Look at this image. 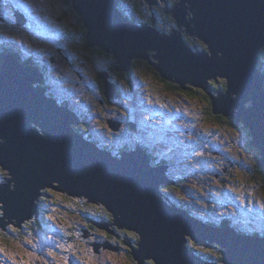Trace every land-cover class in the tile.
Returning <instances> with one entry per match:
<instances>
[{
	"label": "water",
	"instance_id": "1",
	"mask_svg": "<svg viewBox=\"0 0 264 264\" xmlns=\"http://www.w3.org/2000/svg\"><path fill=\"white\" fill-rule=\"evenodd\" d=\"M147 2L157 4V0ZM186 3L194 17L191 22L186 19ZM72 5L86 27L88 45L112 53L118 71L130 72L134 60L151 62L149 53L155 51L156 62L151 64L164 80L183 89L208 90L214 114L231 116L237 130L252 138L250 144L258 149V164L264 171V79L258 68L264 48V0H182L174 18L179 26L186 25L189 34H198L209 52L193 49L177 30L162 32L155 16L152 23L141 25L116 0H72ZM17 16L18 24L25 25L24 14ZM224 78L227 92L210 89V80ZM103 79L108 101L119 98V88L107 73ZM45 82L40 69L16 54L2 56L0 166L9 169L12 184L0 186V227L6 230L13 223L22 228L39 217L42 190L53 188L103 204L114 222H94L97 228L109 234L116 233L110 226L138 233L139 250L129 245L140 264L146 259L156 264H215L189 249L187 236L209 245L218 243L225 249L226 264H264L263 236L212 226L168 203L161 187L176 183L167 174L168 165L152 166L142 147L121 157L99 148L75 128L80 123L77 116L47 95ZM100 247L112 246L95 244V252Z\"/></svg>",
	"mask_w": 264,
	"mask_h": 264
},
{
	"label": "rangeland",
	"instance_id": "2",
	"mask_svg": "<svg viewBox=\"0 0 264 264\" xmlns=\"http://www.w3.org/2000/svg\"><path fill=\"white\" fill-rule=\"evenodd\" d=\"M157 2L162 3L163 0ZM180 2L182 0L177 3ZM144 3L146 6H156V3L150 5L147 0ZM70 4L64 0H0V59L14 50L19 59L29 57L42 63L41 66L46 65L50 82L57 84L55 92L59 90V97L72 101L75 106L84 109L82 112L91 113L95 124L104 132L108 131L112 140L120 137L119 141L123 144L134 138V132H137L142 139H146H143L146 142L143 147L152 155L172 158L170 164L177 169L183 182L173 188H164L163 185L161 189L173 199L183 196L185 204L191 206L194 214L199 210L207 218L222 214L225 215L224 219L235 216L237 228L264 236V179L255 165L256 157L248 141L251 138H245V130H237L236 126L230 127L226 122L213 120L206 112V108H209L207 99L211 100L208 90L206 95L201 94L192 100L169 88L166 83H176L164 80L156 72L155 66L153 70L146 67L142 63L144 58L137 61L127 77L118 79L119 83L116 80L113 82L118 88L121 86L125 99L102 108L97 79L99 72L106 69V57L97 52L93 55L86 49L79 33L80 19L75 12H71ZM18 13L26 17L25 25L18 26ZM27 17L30 20L28 24ZM186 19L190 21L187 13ZM182 28L184 26H178V31ZM88 47L101 49L113 56L97 46ZM32 52L37 54L33 55ZM149 54L151 62H156L153 57L155 51ZM44 58L46 60L42 62ZM105 73L110 78L109 72ZM213 95L219 96L218 93ZM110 121L118 128L113 129ZM0 169V186H3L9 183L7 176L10 174L1 166ZM51 190L57 201H50L44 210L48 213L44 216L49 223H46L44 230H29L28 235L12 237L9 227L17 224L8 223L6 230L0 227V264H140L132 256L133 249L129 245L140 241L138 233L110 226L118 234H109L93 223L100 224V219L104 221L106 213L113 215L103 204L82 203L80 197H71L53 188ZM42 191L44 194L45 190ZM193 193L195 198L188 199L187 195ZM230 197L234 199L231 200L233 203L228 202ZM165 200L174 205L171 199ZM65 208L68 212L61 214L66 216V221H63L59 213L66 211ZM232 210L233 215L227 216L226 213L230 214ZM88 217H95L96 220L91 222ZM88 222L90 226L86 227ZM85 230H88L87 233ZM1 232L7 235L1 237ZM127 232L131 235H127ZM98 243H110L112 247H100L97 253L95 244ZM135 247L139 250L137 245ZM199 247L202 249L203 245ZM220 248L224 249L222 246ZM216 251L219 252V249ZM150 260L146 259L145 264Z\"/></svg>",
	"mask_w": 264,
	"mask_h": 264
},
{
	"label": "trees",
	"instance_id": "3",
	"mask_svg": "<svg viewBox=\"0 0 264 264\" xmlns=\"http://www.w3.org/2000/svg\"><path fill=\"white\" fill-rule=\"evenodd\" d=\"M71 3L69 5V9L71 10V12H75L74 9H73V5H72V0H64L65 3ZM118 1L119 3V0H116ZM128 2H126V7H124L123 3H119V8H121L123 10V12L130 18L137 20V17H141L143 18V16L141 15L140 13V6L142 5V0H127ZM128 4V5H127ZM137 15H135V14ZM77 14V13H76ZM78 15V14H77ZM79 17V16H78ZM80 19V17H79ZM29 18L27 17V24L29 23ZM81 24H79V28L81 29V32L80 35L82 36L83 40L85 41L84 45L86 47V49L90 52L93 53V55H95L94 53L97 52V53H102L106 58H104V61L106 62V70L104 71H101L99 72V75H98V90L100 91L99 94H100V104H101V107L102 108H105L109 105H115L116 102H122L123 98L125 97V95L123 94V91L121 89V86H119V92H120V96L119 98H116V99H112L111 101H108V98L105 94V82H104V79H103V74L107 71L109 73H112L114 75V77H116L117 79H122L121 77H127V73L126 72H118V70L116 69V59L114 56L108 54L107 52H104L102 51L101 49H91L89 48L88 46V39H87V30H86V27L85 25L83 24V22L80 20ZM152 23V22H151ZM71 27V26H70ZM183 36H185L186 38H188L184 33H183ZM192 37H195V36H192ZM186 42L189 44V46H191L192 48L193 47H198L196 45H193V43L191 44V41L189 39H185ZM199 42V45L201 47H203V42L201 41H197L196 43ZM200 48V47H199ZM10 49H12L10 47ZM201 49V48H200ZM199 50V49H197ZM202 51H208L207 49H201ZM15 51L13 50V52L11 53H14ZM261 53H259V61H258V68L259 70L262 72V77L264 79V69L262 68V62H263V56H264V48L261 49L260 51ZM33 55L37 54L36 52H32ZM44 60V59H43ZM2 59H0V63H1ZM25 61L27 63H31L32 66H35L37 67L38 69H40L42 72L44 71L46 73H44V77H45V87L47 88V95H49L50 97H53L54 99H56L60 105H62L63 107H66L68 108L71 112H73L77 118L80 120V123L78 124H75V128L80 131L82 134H84L85 138L88 139L89 141L95 143L99 148H101L102 150H107V151H111L113 154H115L117 157H121L123 152L125 151H131L135 148H138V147H143V146H146V142H144V140H146L144 137L143 139L138 135V134H134V138H130V141L126 142V143H121L120 141H116V144H111V143H102L101 141H99L98 139L95 138L94 136V131H93V126H92V119H93V116L90 115L91 113H88L86 110V113L85 112H82V110L84 111V109L80 108V107H77L74 105V103H72V101L68 102V100H65V99H62L59 97V90L55 92L56 88H57V84H54L52 82H50L49 80V74L47 73V66L44 65V66H40V62H38L37 60H33L32 58H29V57H26ZM137 61L139 60H134L133 61V64H132V67L130 70H133L137 64ZM43 62V61H42ZM140 63H141V60H140ZM146 67L148 68H151L153 70V65L151 64L150 61H147V60H143L142 62ZM40 67V68H39ZM158 74L159 72L156 71ZM126 73V74H125ZM122 75V76H119ZM160 75V74H159ZM157 75V76H159ZM47 76V77H46ZM118 81L119 83V80H116ZM167 86L171 89H174L175 91H178L179 93L187 96L188 98L192 99V100H196L198 98L199 95L203 94V95H206L205 93H207L206 90L202 89V88H199V87H194V86H188L187 89H183L180 85H172L171 83H166ZM209 86L213 89H216L218 92L221 91V92H226V88H227V82L225 81H222L221 80H216V79H212L209 81ZM210 98L211 96L208 95ZM72 98V97H71ZM125 99V98H124ZM104 100V103H101V101ZM209 102L207 103L209 105V108L207 109L206 108V112L213 118L214 121H217L219 123H223V122H226L227 123V126H237V122L231 117V116H225L223 114H214L213 112V105H212V102L210 99H207ZM87 101V99H86ZM87 105H88V102H87ZM123 109V108H122ZM121 118V117H120ZM100 123L101 127H102V124L101 122H98ZM241 128H244V126H241ZM136 133V132H134ZM251 136V134H250ZM252 137V136H251ZM252 138L249 139V143L251 142ZM165 139L162 141L164 142ZM120 144V145H118ZM251 145V144H250ZM252 149V152H253V155L254 157H256V160H255V165L257 166V170L259 171V173L262 175L263 179H264V171L260 168L259 164H258V159L260 157L259 155V151L257 148H255L254 146L251 145L250 147ZM249 148V150H251ZM150 156H151V165L152 166H159V165H168L170 164V162H172V158H161L160 156H157V155H152L151 153H148ZM167 174L174 178V179H179L180 182H183V178L177 173V169L175 168H171V170L168 169V172ZM8 175V174H6ZM9 177L7 176V179ZM174 186H170V188H173ZM176 187V186H175ZM193 192V191H192ZM164 191H163V196L165 199L168 200V198L166 197V195H164ZM168 195V193H166ZM68 196V195H67ZM66 196V198H67ZM169 196V195H168ZM188 199H192L191 196L188 194L187 195ZM65 198V197H64ZM65 198V199H66ZM82 200V203H87L88 201L86 199H83L81 198ZM178 200H183V196H178L177 198ZM50 201H52L53 203H55L57 201V199L55 198V193L51 190V189H48V190H45L44 191V194L42 195V197L39 199L38 201V205H39V211H40V216L39 217H36V218H33L32 220L24 223L23 227L22 228H19L17 226L13 227V226H10L9 227V234H11L12 237H23V235L27 234V232H29V230L31 231H37L38 229H45V227L47 226L46 223H48V221L45 220V215H47L48 213H46L44 210L48 207V204L50 203ZM177 205L182 208V209H185L187 211H189L192 215H195L193 212H192V208L190 205L188 204H185V203H182V204H178ZM66 209V208H65ZM68 212V209H66V211H63L61 213H59V217L60 219H62L63 221H66V214ZM61 214H65L64 216H61ZM113 215H110L109 213H106L104 215V218H105V222L107 223H110L112 222L114 219H113ZM89 218V221L93 222L96 220L95 217H88ZM232 219V220H231ZM231 219H227V220H220V222L216 223L210 219H207V223L208 224H211L213 226H216V227H227L228 225H232L235 229V231H237L238 233L240 234H246L245 233V230L242 229V228H237L235 227V223H236V218L235 216H231ZM98 221H101V223H103L104 221L102 219L98 220ZM206 222V221H205ZM94 223V222H93ZM49 224V223H48ZM90 226V223L88 222V225H86V227ZM113 229H116L115 226H111ZM13 229H15V231H13ZM88 231V230H87ZM106 231V230H105ZM118 231L116 230V233ZM249 234H252L251 232H248ZM118 234V233H117ZM127 235H131L130 232H127L126 233ZM7 233H5L4 235L2 234L1 232V237H4L6 236ZM28 235V234H27ZM133 235V234H132ZM133 237H136L133 235ZM139 237V236H138ZM137 237V239H138ZM188 239H187V246L189 247V249H191L192 251L194 250V252L201 258H203L204 260H207L211 263H215V264H226L224 262V254H223V251L224 249H221L220 248V245L218 246V244H214L215 246H211V247H208L205 248L203 246V248L201 249L199 247L200 244H198L197 241L193 240L190 236H187ZM140 240V238H139ZM139 242V241H138ZM138 242H135L133 245H138ZM130 249L132 250L131 246H130ZM219 249V252H217L216 250ZM207 250V251H205ZM216 254V255H215ZM216 258V260H214V258ZM148 264H156L154 260H150L147 262Z\"/></svg>",
	"mask_w": 264,
	"mask_h": 264
},
{
	"label": "flooded vegetation",
	"instance_id": "4",
	"mask_svg": "<svg viewBox=\"0 0 264 264\" xmlns=\"http://www.w3.org/2000/svg\"><path fill=\"white\" fill-rule=\"evenodd\" d=\"M164 2L162 3H158L156 4V6L154 7H151V6H146L145 3H144V0H142V5L140 6V13L141 15L143 16V18H141L140 16L137 17V22L140 23L141 25L143 24H150L151 23V18L153 16L156 17V21H157V27L162 31V32H166V33H172L174 30H177L178 31V22L176 21V19L174 18V14H173V11H175L176 7L179 5V3H177L179 0H163ZM126 2H128L127 0H119V3H123L124 7H126ZM181 3V2H180ZM128 5V4H127ZM176 5V6H175ZM186 6L190 7V4L189 3H186L185 4ZM175 6V7H174ZM191 9V8H190ZM187 13V11H186ZM189 17H190V21L194 19L193 17V14L190 12L189 10ZM193 18V19H192ZM184 26V25H182ZM187 31H185V30ZM190 30L187 28H182L181 32L182 34L184 33L188 38H186L185 36L184 39H189L191 41V44L193 43V45H196L198 47H193V49L197 50H201V49H207L208 50V46H206L205 42L199 37V35L197 34L196 38L195 39H192L188 32ZM194 40H199L201 42H203V47H201L199 45V42L198 43H195ZM186 41V40H185ZM201 49H200V48ZM16 53V51L14 52V54ZM60 54V53H59ZM26 58H24L25 60ZM45 58L43 60V62H45ZM28 62V61H27ZM31 64V63H29ZM42 64V63H41ZM40 64V66H41ZM106 70V69H105ZM126 74V73H125ZM129 75V73H127V76ZM109 77L108 78L109 80H112V82H115L114 80H118V79H114V75L112 73H109ZM47 90V88H46ZM206 94V93H205ZM247 135L248 137L250 136V132L247 131ZM171 168H173V166L171 164H168V169L171 170ZM179 179L177 178L176 179V183L175 184H166L164 185V188H170V186H178L179 184ZM166 197L168 199H170V197L165 193ZM198 244H201L203 246H208V247H211L213 245H209L207 242H198ZM192 249V248H191ZM194 251V250H193Z\"/></svg>",
	"mask_w": 264,
	"mask_h": 264
},
{
	"label": "built area",
	"instance_id": "5",
	"mask_svg": "<svg viewBox=\"0 0 264 264\" xmlns=\"http://www.w3.org/2000/svg\"><path fill=\"white\" fill-rule=\"evenodd\" d=\"M126 125V123H125ZM92 126H93V131H94V136L96 139H98L99 141H101L102 143H111V144H116V141H119L120 137L119 138H116V140H112L110 134L107 132H104L103 130L100 129L99 125H96L95 122L93 121L92 123ZM120 145V144H118ZM215 221H218L219 218L215 219L213 218Z\"/></svg>",
	"mask_w": 264,
	"mask_h": 264
},
{
	"label": "bare ground",
	"instance_id": "6",
	"mask_svg": "<svg viewBox=\"0 0 264 264\" xmlns=\"http://www.w3.org/2000/svg\"><path fill=\"white\" fill-rule=\"evenodd\" d=\"M185 9H186V11H187V13H189V10H190V7H188V6H186L185 7ZM190 12H191V10H190ZM17 16V15H16ZM18 17V16H17ZM17 21H18V18H17ZM191 22V21H190ZM184 26H185V28H186V25L185 24H183ZM18 26H20V25H18ZM189 34V33H188ZM190 36H197V35H194V34H189ZM56 58H58V57H56ZM58 61V60H57ZM56 62V61H55ZM136 78V77H135ZM138 80V79H137ZM138 85V84H137ZM141 85V84H140ZM143 85V84H142ZM141 90V89H140ZM140 97V96H139ZM143 98V97H142ZM141 101V100H140ZM144 101V100H143ZM143 103V102H142ZM146 105V104H145ZM143 107H145V106H143ZM147 107V106H146ZM142 109V108H141ZM146 109V108H145ZM161 110H162V108H161ZM151 111V110H150ZM176 112V111H175ZM147 113V112H146ZM144 114V113H143ZM179 116V115H178ZM182 116H183V114H182ZM146 117V116H145ZM93 121V120H92ZM150 123V122H149ZM152 124H153V122H152ZM151 124V125H152ZM198 124V123H197ZM119 125H120V123H119ZM149 125V124H148ZM148 128V127H147ZM146 129V128H145ZM152 129V128H151ZM149 131V130H148ZM126 132V131H125ZM151 132V131H150ZM124 133V132H123ZM137 133V132H136ZM136 133H134V134H136ZM125 134V133H124ZM156 143V142H155ZM155 145V144H154ZM151 147V146H150ZM152 148H153V146H152ZM159 148V147H158ZM151 149V148H150ZM158 150V149H157ZM152 152V151H151ZM158 153H160V152H158ZM154 154V153H153ZM154 156V155H153ZM174 168V167H173ZM179 169V168H178ZM6 170H8V173H9V169H6ZM186 170V169H185ZM214 170V169H213ZM207 172V171H206ZM210 172V171H209ZM10 174V173H9ZM8 180H9V183H11V178H10V176H9V178H8ZM168 185V184H167ZM190 196H191V198L192 199H194L195 198V196H194V193L193 194H189ZM200 203V202H199ZM251 227V226H250Z\"/></svg>",
	"mask_w": 264,
	"mask_h": 264
},
{
	"label": "clouds",
	"instance_id": "7",
	"mask_svg": "<svg viewBox=\"0 0 264 264\" xmlns=\"http://www.w3.org/2000/svg\"><path fill=\"white\" fill-rule=\"evenodd\" d=\"M126 124H127V121H126ZM139 148V147H138ZM142 148H144V147H142ZM137 149V148H136ZM145 149V148H144ZM145 150H147V152L148 153H150L149 151H148V149H145ZM114 156H116L115 154H113Z\"/></svg>",
	"mask_w": 264,
	"mask_h": 264
},
{
	"label": "snow or ice",
	"instance_id": "8",
	"mask_svg": "<svg viewBox=\"0 0 264 264\" xmlns=\"http://www.w3.org/2000/svg\"><path fill=\"white\" fill-rule=\"evenodd\" d=\"M0 173H2V169H0ZM13 231H15V229H13Z\"/></svg>",
	"mask_w": 264,
	"mask_h": 264
}]
</instances>
